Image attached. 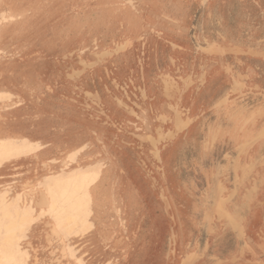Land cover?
Returning a JSON list of instances; mask_svg holds the SVG:
<instances>
[{
	"label": "rangeland",
	"instance_id": "1",
	"mask_svg": "<svg viewBox=\"0 0 264 264\" xmlns=\"http://www.w3.org/2000/svg\"><path fill=\"white\" fill-rule=\"evenodd\" d=\"M263 198L264 0H0V264H264Z\"/></svg>",
	"mask_w": 264,
	"mask_h": 264
},
{
	"label": "bare ground",
	"instance_id": "2",
	"mask_svg": "<svg viewBox=\"0 0 264 264\" xmlns=\"http://www.w3.org/2000/svg\"><path fill=\"white\" fill-rule=\"evenodd\" d=\"M165 86L167 87H165L166 89H167V91H165V92H168L167 94L168 95H166V96H170L169 98H168V100H171L172 98L171 97H174V93H175V91H173V90H175L176 89V91H177V89H178V87H177V84H175V82H174V80L173 79H170V78H165ZM177 87V88H176ZM165 90V89H164ZM179 90H180V88H179ZM174 92V93H173ZM169 93H170V95H169ZM172 93H173V96H171L172 95ZM178 93L179 94H181V90H180V92L178 91ZM171 98V99H170ZM177 98V97H176ZM173 99H175V97L173 98ZM179 99V98H178ZM177 99V100H178ZM173 101V100H172ZM120 102V100L118 101V103ZM171 102V101H170ZM170 102H169V104H170ZM121 103V102H120ZM176 103V102H175ZM122 104H123V102H122ZM122 104H120V105H122ZM168 104V105H169ZM178 105H180L181 106V104L180 103H178L177 104V106H175V107H179ZM171 106V105H170ZM172 107V106H171ZM172 108H174V107H172ZM180 109H183V108H180ZM184 110V109H183ZM191 110V109H190ZM173 111H175V110H173ZM178 112H179V108H178V110H177ZM176 111V112H177ZM175 112V113H176ZM178 112H177V116H175V119L173 120V124H174V127H175V130L174 131H172V130H170L169 132H165V130H162L163 128L161 127V130H160V127H158V129H159V134H158V136H157V138H155L154 136V139H153V144H154V149H151V154L154 156V158L157 160V161H159V162H163V157H162V155H161V152H160V147L158 146V144H159V142H161L164 138H166V137H168L169 135H171V136H174L178 131H180V130H182V129H184L187 125H188V123H190L189 122V119L188 118H185V117H183L184 115H179L180 113H183V111L181 112L180 111V113L178 114ZM191 113V112H190ZM183 114H185V113H183ZM188 115V114H187ZM162 116V115H161ZM160 116V117H161ZM166 116V115H165ZM159 117V116H158ZM162 117H164V116H162ZM171 118V116L169 117V119ZM162 120L163 119H165V118H161ZM171 119H173V118H171ZM160 121V120H159ZM166 121H167V118H166ZM172 121V120H171ZM190 125V124H189ZM158 129L156 128V131H158ZM145 134H147V133H145ZM144 134V135H145ZM152 135V134H151ZM150 134L149 135H146V136H151ZM143 136V135H142ZM152 137V138H153ZM145 138V137H144ZM146 139H148V137H146ZM144 140V139H143ZM151 141V140H150ZM144 142V141H143ZM110 159H112V158H110ZM144 159H142V161H143ZM143 164H146V163H143ZM157 183H158V180H157V178L156 177H154V186H156L157 185ZM160 189H161V193L160 194H162V196H163V200L165 201V203H166V206L167 207H165L167 210H169V214H171V216L173 217L172 218V220H175V213H174V211H173V208H172V202H171V200H170V198H169V196L167 195V190L165 189V187H163L162 185H160ZM42 192H44V191H42ZM47 195V194H46ZM45 195V197L47 198V196ZM161 196V195H160ZM49 198V197H48ZM45 199L46 201H48L49 200V202H50V199ZM43 199V198H42ZM42 204H44L43 203V201L41 202ZM48 203V202H47ZM46 204V203H45ZM44 204V205H45ZM48 205V204H47ZM46 205V206H47ZM127 206V205H126ZM216 209H217V211L218 212H220V213H224V212H226L227 211V208H226V206H225V203H224V200L221 198L218 202H217V204H216ZM116 209H117V207H115ZM118 212V211H117ZM140 217H141V215H140ZM209 217V216H208ZM144 218V217H143ZM144 220V219H143ZM231 220H232V218H231ZM233 221V220H232ZM141 222V221H140ZM9 228V227H8ZM53 230L54 231H56V232H59V229H58V227L55 225V227L53 228ZM154 230V229H153ZM155 233V232H154ZM202 235H204V231H203V233H202ZM175 237H177V234H176V236ZM123 240V238H121V241ZM123 243H124V241H123ZM209 243V242H208ZM199 244H200V242H199V240H197V242H196V246H195V248H193V251H191V253H189V255H188V257L187 258H185L184 259V262H186V263H191V264H195L199 259H197L198 257V255H200V254H202L203 252H199V250H198V246H199Z\"/></svg>",
	"mask_w": 264,
	"mask_h": 264
},
{
	"label": "crops",
	"instance_id": "3",
	"mask_svg": "<svg viewBox=\"0 0 264 264\" xmlns=\"http://www.w3.org/2000/svg\"><path fill=\"white\" fill-rule=\"evenodd\" d=\"M230 133V132H229ZM231 134V133H230ZM231 136H233L234 137V135H231ZM239 137H241V134H239ZM235 139V138H234ZM235 141H236V139H235ZM240 141H241V139H240ZM31 142H35V141H31ZM40 143H42V142H40ZM43 150V149H42ZM42 150H38V151H42ZM37 152V151H36ZM242 187H244V186H242ZM263 204H264V198H263ZM250 212V211H249ZM248 217V216H247ZM248 220H250V222H249V229H250V227H251V224L253 223V224H255L256 222H257V217L256 216H251L250 214H249V218H248ZM263 222H264V216H263V218L261 219ZM248 235V234H247ZM154 239H155V237H154ZM243 243H244V245H245V238H243ZM248 242H249V244L251 243L250 242V240H248ZM149 244V243H148ZM150 244H152V243H150ZM154 244V243H153ZM152 244V245H153ZM235 244L237 245L238 244V246L234 249V250H241V248H240V246H241V244L237 241V239L234 237V243H233V248H234V246H235ZM152 245H150L151 247H152ZM255 251V250H254ZM261 251H262V253H263V255H264V249H262V247H261ZM160 254H163V252L162 251H160V253L159 254H157V256H160ZM225 254V253H224ZM224 254H222L221 255V259H222V262H224V263H226L227 261H228V259H227V257L224 255ZM156 254H154V256H155ZM248 255V254H247ZM247 255L245 256V255H242L240 258H238V260L236 261V259L234 260V262H235V264H252V263H250V261H249V259H247L246 257H247ZM256 255H257V253H256ZM162 260H163V258H162ZM262 261H264V259H262ZM165 262V261H164ZM163 263V262H162ZM201 264H205V262H201ZM234 264V263H233Z\"/></svg>",
	"mask_w": 264,
	"mask_h": 264
}]
</instances>
